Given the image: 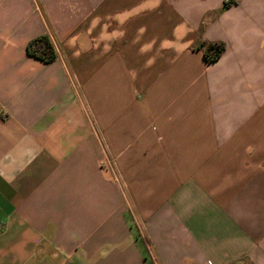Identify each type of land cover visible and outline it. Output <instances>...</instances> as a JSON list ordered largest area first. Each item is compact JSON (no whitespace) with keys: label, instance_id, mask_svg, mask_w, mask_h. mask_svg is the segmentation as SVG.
Masks as SVG:
<instances>
[{"label":"crops","instance_id":"crops-1","mask_svg":"<svg viewBox=\"0 0 264 264\" xmlns=\"http://www.w3.org/2000/svg\"><path fill=\"white\" fill-rule=\"evenodd\" d=\"M0 264H264V0H0Z\"/></svg>","mask_w":264,"mask_h":264},{"label":"trees","instance_id":"trees-1","mask_svg":"<svg viewBox=\"0 0 264 264\" xmlns=\"http://www.w3.org/2000/svg\"><path fill=\"white\" fill-rule=\"evenodd\" d=\"M206 63H212L224 52V45L220 43L200 45ZM26 53L43 63L50 64L56 60V53L47 36H40L28 43Z\"/></svg>","mask_w":264,"mask_h":264}]
</instances>
